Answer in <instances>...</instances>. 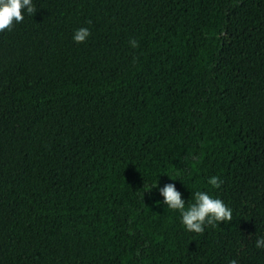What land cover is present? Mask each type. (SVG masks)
I'll return each mask as SVG.
<instances>
[{
	"label": "trees",
	"instance_id": "obj_1",
	"mask_svg": "<svg viewBox=\"0 0 264 264\" xmlns=\"http://www.w3.org/2000/svg\"><path fill=\"white\" fill-rule=\"evenodd\" d=\"M32 3L0 33V264H264V0ZM168 183L232 221L187 232Z\"/></svg>",
	"mask_w": 264,
	"mask_h": 264
},
{
	"label": "clouds",
	"instance_id": "obj_2",
	"mask_svg": "<svg viewBox=\"0 0 264 264\" xmlns=\"http://www.w3.org/2000/svg\"><path fill=\"white\" fill-rule=\"evenodd\" d=\"M24 10L30 16H33L37 11L32 0H0V33L11 31L14 24L22 23ZM90 36L91 32L88 28H80L75 31L73 40L75 43L80 44L86 42ZM129 44L132 48L138 47V43L135 40H130ZM208 183L212 187L219 189L223 181L213 176L208 180ZM154 187H157V184L144 185L143 191H139L141 198H143L144 192H151ZM159 195L163 197V204L168 209L180 213L181 223L189 233L202 234L205 225L217 227L222 222L228 223L232 221V210L222 200L213 198L207 192L196 191L194 193V203L187 209L181 193L174 184H165L159 189ZM255 247L264 248V238L257 239ZM230 264H237V262L236 260H231Z\"/></svg>",
	"mask_w": 264,
	"mask_h": 264
}]
</instances>
